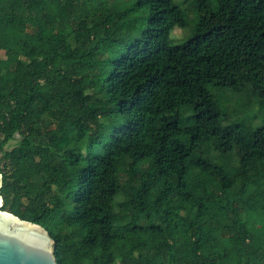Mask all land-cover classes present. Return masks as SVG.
<instances>
[{
    "label": "trees",
    "instance_id": "16d2710c",
    "mask_svg": "<svg viewBox=\"0 0 264 264\" xmlns=\"http://www.w3.org/2000/svg\"><path fill=\"white\" fill-rule=\"evenodd\" d=\"M0 172L57 264H264V0H0Z\"/></svg>",
    "mask_w": 264,
    "mask_h": 264
},
{
    "label": "water",
    "instance_id": "95a60500",
    "mask_svg": "<svg viewBox=\"0 0 264 264\" xmlns=\"http://www.w3.org/2000/svg\"><path fill=\"white\" fill-rule=\"evenodd\" d=\"M0 172V189L2 186ZM0 264H57L55 240L37 222L2 209L0 192Z\"/></svg>",
    "mask_w": 264,
    "mask_h": 264
},
{
    "label": "rangeland",
    "instance_id": "374dc122",
    "mask_svg": "<svg viewBox=\"0 0 264 264\" xmlns=\"http://www.w3.org/2000/svg\"><path fill=\"white\" fill-rule=\"evenodd\" d=\"M193 14H190L191 19L193 18ZM190 26L188 27H177L173 30L172 34H171V41L172 43H177L180 42V40H182V38H186L188 36V34L190 33ZM1 55L5 58H9V59H13L16 60L18 58V54L14 51H1ZM239 59L241 61H245V58L240 56ZM15 141H11L10 146H12L14 144ZM260 199L264 202V197L261 196ZM52 215V213H48L46 216L50 217Z\"/></svg>",
    "mask_w": 264,
    "mask_h": 264
}]
</instances>
